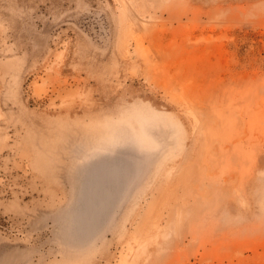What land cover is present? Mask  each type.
Wrapping results in <instances>:
<instances>
[{
	"label": "rangeland",
	"instance_id": "1",
	"mask_svg": "<svg viewBox=\"0 0 264 264\" xmlns=\"http://www.w3.org/2000/svg\"><path fill=\"white\" fill-rule=\"evenodd\" d=\"M0 264H264V0H0Z\"/></svg>",
	"mask_w": 264,
	"mask_h": 264
}]
</instances>
